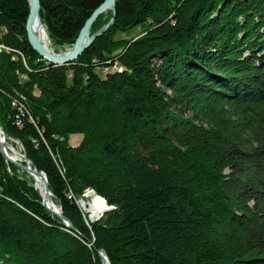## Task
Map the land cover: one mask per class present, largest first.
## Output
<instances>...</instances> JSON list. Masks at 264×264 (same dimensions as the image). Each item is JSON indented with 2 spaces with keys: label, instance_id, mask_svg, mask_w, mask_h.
I'll return each instance as SVG.
<instances>
[{
  "label": "trees",
  "instance_id": "obj_1",
  "mask_svg": "<svg viewBox=\"0 0 264 264\" xmlns=\"http://www.w3.org/2000/svg\"><path fill=\"white\" fill-rule=\"evenodd\" d=\"M103 1L40 0L51 45ZM28 6L0 0V127L74 229L0 152V264H264V0H118L62 64ZM87 190L112 206L97 220Z\"/></svg>",
  "mask_w": 264,
  "mask_h": 264
},
{
  "label": "water",
  "instance_id": "obj_2",
  "mask_svg": "<svg viewBox=\"0 0 264 264\" xmlns=\"http://www.w3.org/2000/svg\"><path fill=\"white\" fill-rule=\"evenodd\" d=\"M116 1H118V0H104L97 8H95L92 11L90 16L85 20V22H84L82 28L80 29L75 41L73 42L71 48L64 53H55V52L49 51L45 47V45L40 41V39L35 34L34 29H33V25H34L35 21L42 24V22L40 20V15H39V13H40V0H28V4H29L28 16H27L26 23H25V31H26V35H27V40L30 43L33 50L36 51L39 55H41L43 58L47 59L49 62H52L55 64L67 63V62L75 59L76 57H78V55H80L92 43V41L94 40L95 37H97L101 33H103L113 23V19H114V15H115ZM109 9H111L113 11V13H112L113 15L109 19V21L105 25H103L100 29H98L95 33L90 34L89 33L90 27H91L92 23L94 22V20L100 14H102L103 12H105ZM47 37L49 38L48 34H47ZM0 130H1V127H0ZM0 152H1L2 156L4 157L5 161H8L11 164L16 165V167H19L20 169L31 174L34 177L35 176L40 177V179L42 181V185H43V191H44V193H43L44 195L42 198V204L51 213L59 216L66 223L67 226H69L71 229H74L72 224L70 223V221L62 214L60 206H59L60 207L59 212L52 211L47 206V196L51 195V192L49 190L48 182H47L45 174L42 171L38 170L36 167H31V162L29 160H27L23 154H21V156L23 157L22 160L25 161L26 164H23L21 162L22 160L18 161V160L9 158L6 154V152L2 149L1 143H0ZM95 195H97V194H95ZM97 196H99V195H97ZM99 197H101V196H99ZM102 199L104 200V198H102ZM106 205H107L106 208L98 217H96L95 219H91L89 217V219L91 221L97 220L100 218V216L106 210H109L112 208V206L108 205L107 203H106ZM99 256L102 260V264H110L108 262V260L106 259V257L100 251H99Z\"/></svg>",
  "mask_w": 264,
  "mask_h": 264
},
{
  "label": "bare ground",
  "instance_id": "obj_3",
  "mask_svg": "<svg viewBox=\"0 0 264 264\" xmlns=\"http://www.w3.org/2000/svg\"><path fill=\"white\" fill-rule=\"evenodd\" d=\"M33 29H34L35 34L38 36L40 41L45 45V47L49 51L55 52L54 49L52 48V45H51L49 38L47 37L46 33L44 32L43 25L38 23L37 21H35V23L33 25ZM67 50H69V49L67 48ZM61 52L64 53L66 51H61ZM0 143H1L2 149L6 152V154L9 158L15 159V160H22L23 159V157L20 155V152L17 151L16 148L11 143L6 142V138H5V135L2 131V129L0 130ZM34 179H35V186L38 189H40L42 193H44L43 187H42V181H41L40 177L35 176ZM50 196L51 195L47 196V206L52 211L59 212L60 211L59 208L51 200ZM87 196L92 197L88 194H87ZM83 198H84V195H83ZM83 198L81 200H83ZM84 206H85V203H84ZM106 206H107L106 202L101 197L94 194L91 201H89L87 203L86 209L89 213L90 218L95 219L104 211Z\"/></svg>",
  "mask_w": 264,
  "mask_h": 264
},
{
  "label": "rangeland",
  "instance_id": "obj_4",
  "mask_svg": "<svg viewBox=\"0 0 264 264\" xmlns=\"http://www.w3.org/2000/svg\"><path fill=\"white\" fill-rule=\"evenodd\" d=\"M111 18V17H110ZM109 21V20H108ZM107 21V22H108ZM106 24V23H105ZM104 24V25H105ZM43 25V24H42ZM43 27H44V32L45 33H47L48 34V32H47V29H46V27L43 25ZM141 33V28L140 27H136L135 29H133L132 31H127V32H119L118 34H117V36L118 37H130V36H136V35H138V34H140ZM46 34V35H47ZM49 36V35H48ZM52 48L54 49V51H55V53H62L61 51H68L67 50V48L68 49H70L69 47H55V46H53L52 45ZM81 138H82V135L81 134H74V135H71L70 136V139H69V143L71 144V145H76L80 140H81ZM8 140V142L7 143H11L15 148H16V150L17 151H19L20 152V155L21 154H23L22 153V148H21V146L17 143V142H15V141H12V140H9V139H7ZM18 161H20V160H18ZM23 164H26L25 163V161H21ZM6 163L7 164H11L10 162H8V161H6ZM13 165V164H12ZM8 166V165H7ZM14 166H16V165H14ZM9 167V166H8ZM18 169H20L19 167H17ZM8 170H9V168H8ZM21 171H23L22 169H20ZM25 172V171H24ZM26 173V178H30V181H32L33 182V185H34V187H36L35 186V179H34V176H32L31 174H29V173H27V172H25ZM42 187H43V185H42ZM37 188V187H36ZM38 189V188H37ZM39 190V192H40V194H41V196H42V198H43V193L41 192V190L40 189H38ZM87 194L88 195H90V196H92L93 197V195L95 194V193H93L92 191H90V190H87L85 193H84V198H83V200H81L82 198H80L77 202H78V205H79V207H80V209H81V211L83 212V213H85V214H88V218L90 217L89 216V213H88V211H87V209H86V205H87V203L89 202V201H91V199H92V197H89V196H87ZM51 197V196H50ZM51 200L55 203V205H57V207L58 208H60L59 207V205L51 198ZM84 203H85V206H84ZM55 215V214H54ZM107 259V258H106Z\"/></svg>",
  "mask_w": 264,
  "mask_h": 264
},
{
  "label": "built area",
  "instance_id": "obj_5",
  "mask_svg": "<svg viewBox=\"0 0 264 264\" xmlns=\"http://www.w3.org/2000/svg\"><path fill=\"white\" fill-rule=\"evenodd\" d=\"M3 48V46L2 45H0V50ZM90 191H92V190H90ZM93 192V191H92ZM94 193V192H93Z\"/></svg>",
  "mask_w": 264,
  "mask_h": 264
}]
</instances>
